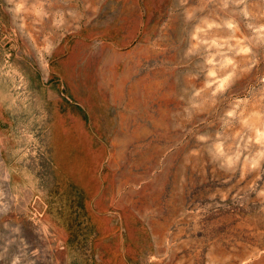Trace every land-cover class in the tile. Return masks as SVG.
Masks as SVG:
<instances>
[{"label":"rangeland","instance_id":"obj_1","mask_svg":"<svg viewBox=\"0 0 264 264\" xmlns=\"http://www.w3.org/2000/svg\"><path fill=\"white\" fill-rule=\"evenodd\" d=\"M0 264H264V0H0Z\"/></svg>","mask_w":264,"mask_h":264}]
</instances>
